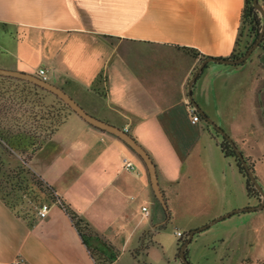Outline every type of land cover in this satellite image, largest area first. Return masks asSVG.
Returning <instances> with one entry per match:
<instances>
[{
	"label": "crops",
	"instance_id": "1",
	"mask_svg": "<svg viewBox=\"0 0 264 264\" xmlns=\"http://www.w3.org/2000/svg\"><path fill=\"white\" fill-rule=\"evenodd\" d=\"M244 5L245 0H0V69L36 77L43 69L47 82L88 114L125 130L150 156L169 211L167 217L136 153L69 114L45 142L48 149L53 141L61 146L59 157L52 161L45 146L27 164L58 202L36 204L33 185L21 187L15 198L0 194V264H95L59 202L103 239L116 256L113 264H181L176 232L183 237L259 205L221 153L213 127L198 114L200 121L192 123L189 113L196 104L233 140L264 192L258 140L264 134V49L241 67L206 63L189 92L204 61L185 49L229 58ZM249 128L256 137L248 136ZM44 204L49 211L40 218ZM221 221L225 226L207 241L213 262L264 264V208ZM168 225L175 228L173 248L162 243Z\"/></svg>",
	"mask_w": 264,
	"mask_h": 264
},
{
	"label": "rangeland",
	"instance_id": "2",
	"mask_svg": "<svg viewBox=\"0 0 264 264\" xmlns=\"http://www.w3.org/2000/svg\"><path fill=\"white\" fill-rule=\"evenodd\" d=\"M259 4L263 6L264 0H259ZM242 42V45H240L241 47L245 41L243 40ZM0 89L7 92L5 93V99L7 97L10 98L7 101L4 98H0V138L1 135L3 138L6 137L2 140L0 139V194L15 198L21 187L29 188L35 182H41L43 184L32 169L28 167L29 165H27L29 163L31 164L32 157L34 156L33 152H36L37 150L36 148L30 149L29 143L26 139L27 137L22 135H24V132H30V134L32 133L35 134V136H40L39 138L43 140L48 134L37 129V126H41V123L35 122L34 119L30 121V119H28L29 113H26V110L33 108L32 112L40 114L44 112L42 109L46 110L48 109L47 107H52V135L54 134L53 132L56 127V121L58 119L62 120L63 116L66 117L67 115L74 113H69L66 108L61 106L57 98L49 93H40L41 100L39 97L37 98V96L29 98L28 93L32 95L39 93L34 92L30 87L19 84L13 80H0ZM24 94L27 96V100H25L27 102L24 103V105L19 106L22 103L21 100L24 98ZM11 98H13V103L10 102ZM32 104L34 105L32 106ZM40 105H42L43 108H40ZM58 109L61 110L59 113H57ZM50 120L51 119L47 121ZM39 122L42 121L40 120ZM46 124L48 125V123ZM255 124L259 125V128H261L259 121L258 124ZM249 129L250 132H248V136L251 138L256 137L257 133L254 134L253 131H251V128ZM220 140L221 138L219 137L218 141ZM258 140L260 146L264 148V134H258ZM45 146L46 144H43L41 148ZM47 146L45 147L46 151L52 150V161L56 160L59 157L61 146L55 144L54 141L52 142V149H48ZM42 200L43 202H50V200L46 201V199L43 198L41 201ZM225 224L226 223H216L210 226L208 230L203 231L192 238L187 247L188 254L190 253V259L187 260L188 263H190V260L193 262L198 259L199 264H215L212 260L213 255H210L212 254V245L211 243L207 244V241L211 238L212 234H214L219 228H223ZM88 229L87 231H84V234L88 239L89 246L93 252L101 258L105 255V261L100 264H107L108 260L106 258H108L110 254L109 251H107L108 247L106 243H104L103 239L96 235L91 229ZM174 231L175 228L168 225L166 232L163 233L162 243L166 247H175L173 236ZM216 264L221 263L217 262Z\"/></svg>",
	"mask_w": 264,
	"mask_h": 264
},
{
	"label": "trees",
	"instance_id": "3",
	"mask_svg": "<svg viewBox=\"0 0 264 264\" xmlns=\"http://www.w3.org/2000/svg\"><path fill=\"white\" fill-rule=\"evenodd\" d=\"M263 7H264V5H263ZM262 24H263L262 16H261L260 12L257 9H255V7L253 6V0H245V5H244V9L242 11V17H241L240 35H239L238 41L236 43V48L234 49L232 55L229 58H227V59H231L232 60V59H237V58L243 56L247 52V50L258 39L259 34L261 32ZM242 40H244L245 43L241 47L240 43L242 42ZM263 49H264V37L262 39V42H261L260 46L256 50H263ZM185 51H187L194 58L200 57L201 61H206L207 59H210V58H206L204 56H201L200 54H198L194 50L185 49ZM215 60H225V59H215ZM0 80H13V81L18 82L19 84H22L24 86H28L34 92L39 93V94H35V95H32V94L28 93L29 98L32 97V96L33 97L37 96V98L39 97V99H40L41 98V94L40 93H42V92L43 93H49V92L43 90L42 88H39L36 85H33L31 83H28V82H25V81H22V80L5 78V77H1V76H0ZM5 93H7V92H5L4 90L0 89V98H4L5 97ZM49 94H51V93H49ZM8 99H10V98L7 97L5 100L7 101ZM25 100H27V96H25V94H24V98H22V100H21L22 103L19 106L24 105V103L27 102ZM57 100L59 101L61 106H63L64 108H66L68 110L69 113H73L68 108V106H66L58 98H57ZM10 102L13 103V98H11ZM40 106H41L40 108H43L42 105H40ZM47 108L48 109H46V110L42 109V111H44V112H42L40 114L39 113L35 114L34 112H32L33 109H30V110L27 109L26 110V113H29L28 119H30V121L32 119H34L35 122L41 123V126H37V129H40V130L43 131V133L48 134V136L46 138L44 137L43 140H42V139L39 138L40 136H35V134H32V133L30 134V132L27 133V132L22 131V132H24L23 133L24 135H22V136L27 137L26 139H27V141L29 143L30 149H35L36 148V150H38L39 148H41V146L43 144H45V142L48 140L49 136L52 134V107H50V108L47 107ZM60 111L61 110L58 109L57 113H59ZM195 113L200 115V117L207 124L208 127L210 126V124L207 122L208 117L200 109L197 108V110H195ZM49 119H51V120L47 121ZM65 119H66V117L63 116L62 120L58 119L56 121V124H55L56 127H55L54 132L57 130V128H59L62 124H64ZM40 120L42 122H39ZM46 123H48V125ZM211 130H212L213 138L217 139V141H218L219 137L221 138V140L218 141V147H219L221 153L223 154L224 158L230 159L234 163L239 175L241 176V178L243 180V183H244V186H245V190H246V193H247L248 197L250 199H253L254 201H256L258 204H260L261 200H262V195L255 188V184L251 181L250 177L248 176V173H247L246 169L242 166L240 160L238 159V157L236 155L235 148L230 145L229 141L223 135H221V133L219 131L215 130L214 128H211ZM225 135L228 136L226 133H225ZM4 138H6V137H4ZM4 138L1 135L0 139L2 140ZM235 146H236V144H235ZM244 160L248 163L249 169L252 171L255 179L257 180V178H256V176L254 174V170H253V167H252L251 163L245 157H244ZM257 182H258V180H257ZM32 185L36 189V191L33 192L35 195L32 197L33 201L36 204L42 198L46 199V201L50 200V202H52V203L58 202V200H57V198H56V196H55V194H54V192H53V190L51 188L45 186L41 182L40 183L39 182H35ZM59 205L64 210L66 215L69 217L70 221L72 222L74 228L76 229L78 235L81 238L82 244L86 247L87 251L89 252V254L92 257V259L94 260L95 264H100L101 262H104L105 261V256H102V258H101L97 254H95V252H93V250L91 249V247L88 244V239L86 238V236L84 234V231H87V229L89 228L88 224L86 222H84L68 206L64 205L61 202H59ZM165 212H166V216L168 217L169 216V211L167 210V208H165ZM197 233H200V232H197ZM187 237H188V234L186 233L177 242L178 248H177L176 259H178V260H180V257H179L180 249H181L182 245L186 242ZM107 251H109V249ZM109 254H110L109 257L106 258L108 260L107 264H113V262L116 259V256L112 255L110 253V251H109ZM185 256H186V259L188 260V250L187 249L185 250ZM180 263H181V261H180Z\"/></svg>",
	"mask_w": 264,
	"mask_h": 264
},
{
	"label": "water",
	"instance_id": "4",
	"mask_svg": "<svg viewBox=\"0 0 264 264\" xmlns=\"http://www.w3.org/2000/svg\"><path fill=\"white\" fill-rule=\"evenodd\" d=\"M253 6L255 7V9H257L260 12V14L262 16V20H263L261 32L259 34L258 39L247 50V52L243 56H241L237 59H232V60L231 59H225V60L207 59L206 61H204L202 63V65L194 73L193 77L191 78L190 85H189V92L191 91L192 84L195 82L196 78L201 73L202 68L205 66L206 63L215 62V63L224 64V65H233V66L238 65L239 67H241L250 58L251 54L260 46L262 39L264 37V7L259 4V0H253ZM0 76L5 77V78L22 80V81L31 83L33 85H36L39 88H42L43 90L51 93L56 98H58L61 102H63L66 106H68V108L75 115H77L81 120H83L85 123H87L91 127L119 138L134 153H136L140 157V159L143 161V163L145 164V166L148 170L150 184H151L152 190L154 192V195H155L156 199L160 202L162 207L164 209L166 208V204L164 201L163 194H162V192L159 188V185H158V179H157L155 166H154L150 156L125 130L117 128L115 126H112L106 122H103V121L91 116L74 99H72L67 93H65L62 89L54 86L53 84H51L47 81H43L42 79H40L34 75L26 74V73H22V72H17V71L0 69ZM190 98L192 99V95H190ZM193 106L198 108L196 106V104H194V103H193ZM207 121L215 130L219 131L221 133V135H223L229 141V143L232 147L235 148V152H236L238 159L240 160L242 166L246 169L248 176L250 177L251 181L255 184V188L261 193L262 200H261V203L256 207H251V208H246L243 210H237L234 212H230L229 214L221 216V217L215 219L214 221L210 222L209 224L198 228L197 230L190 231L188 234L186 242L182 245V247L180 249L179 257H180V261L182 264H189L187 259H186V256H185V250L187 249V247L190 244L193 236L197 232H201L203 230H206L208 227H210V226L214 225L215 223L223 220L224 218L230 217L235 212L262 210L264 208V192H263L260 184L255 179L252 171L249 169L248 163L244 160V156L242 155L240 150L235 146V143L233 142V140L229 136H226L224 131L221 128L217 127L209 119Z\"/></svg>",
	"mask_w": 264,
	"mask_h": 264
},
{
	"label": "built area",
	"instance_id": "5",
	"mask_svg": "<svg viewBox=\"0 0 264 264\" xmlns=\"http://www.w3.org/2000/svg\"><path fill=\"white\" fill-rule=\"evenodd\" d=\"M38 77L40 79H42L43 81H47V78H46V71L41 69L38 71ZM189 113L190 115L192 116V123H197L200 121V118L199 116L195 113V109L194 108H190L189 109ZM129 170H132V166L131 164H128L126 166ZM48 211H49V205L47 204H44L40 207L39 211H38V216L40 218H44L46 217V215L48 214ZM142 212L145 213V215H147V209L146 208H142ZM176 237L178 239L182 238V234L180 232H176Z\"/></svg>",
	"mask_w": 264,
	"mask_h": 264
}]
</instances>
